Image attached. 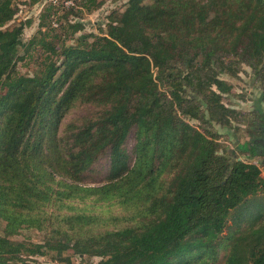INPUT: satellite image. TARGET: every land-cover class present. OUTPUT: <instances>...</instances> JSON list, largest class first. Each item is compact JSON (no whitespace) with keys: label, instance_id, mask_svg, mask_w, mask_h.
I'll return each instance as SVG.
<instances>
[{"label":"trees","instance_id":"trees-1","mask_svg":"<svg viewBox=\"0 0 264 264\" xmlns=\"http://www.w3.org/2000/svg\"><path fill=\"white\" fill-rule=\"evenodd\" d=\"M14 1L0 0V217L7 235L39 223L48 239L0 237V264L69 249L100 257L97 264H216L221 250L223 264H264L261 167L221 152L215 135L183 117L229 122L234 111L222 99L231 87L220 74L237 63L264 67V0H129L105 32L74 44L65 39L82 25L47 27L24 42L26 23L9 25ZM52 9L43 11L42 28ZM31 48L43 52L32 76L18 69L21 50ZM83 101L104 111L73 131L66 148L62 122ZM259 120L263 131L264 113ZM132 128L133 163L122 150ZM260 141L239 148L263 156ZM107 148L108 182L82 186ZM150 198L141 213L153 217L143 226L97 234L90 230L100 216L74 204Z\"/></svg>","mask_w":264,"mask_h":264},{"label":"rangeland","instance_id":"rangeland-1","mask_svg":"<svg viewBox=\"0 0 264 264\" xmlns=\"http://www.w3.org/2000/svg\"><path fill=\"white\" fill-rule=\"evenodd\" d=\"M72 1L74 4H72ZM15 0L17 13L14 20L9 24L26 23L23 40L29 43L32 39L39 37L42 29L51 27L56 33L65 31L69 24L82 25L83 29L75 34L70 33L65 39L67 44H74L75 37L83 33L100 35L106 31L107 25L113 18L119 15L127 7L129 0ZM74 5V6H72ZM52 6L50 17L46 21V27H41V15L43 11ZM92 6V8H91ZM58 23V27H53L52 21ZM54 32V33H55ZM61 43V41H59ZM24 59L18 62V69L24 75H34L40 66L43 52L40 48H31L28 52L21 50ZM238 61V60H237ZM233 71L220 74V77L230 85V91L223 94L222 102L233 109L229 122L226 124L217 122H208L195 120L183 116L191 125L199 128L201 131H209L215 135L220 145V151L226 153L231 158L247 160L257 164L262 169L264 176V156L250 157L248 152L242 151L239 145L255 140L264 141V130H257L260 122V115L264 113V67L260 66V72L254 67L245 63H237L233 66ZM4 96L8 94L5 90ZM104 111L101 105L94 102H79L65 117L60 128V135L64 137L66 148L75 144L72 136L73 131L78 127L89 123L92 119L98 117ZM136 144L135 129L132 128L128 137L122 145V150L129 155V160L133 163L134 147ZM261 151H263L261 149ZM111 171V149L107 148L100 154L90 168L84 172L82 180L79 181L82 186H100L108 182ZM154 201L150 198L145 205H125L119 202L96 201L89 199L86 202H74V204L85 209L84 211L99 215L100 218L91 226L90 232L93 234L103 233L107 230H116L128 226H143L153 215H142L147 207ZM39 223L33 225H24L18 228V231L12 235L6 233V221L0 217V237L8 236L12 241L17 242H35L44 243L47 239V233L37 227ZM231 225V229L235 228ZM230 228H226L224 234H228ZM230 243V241H229ZM220 258L216 264L224 263L225 251H220ZM27 258L25 255H21ZM33 264H97L101 258L88 254H78L73 249L65 250L59 255L56 250L45 256H35L27 258ZM33 261V262H32ZM8 264H15L9 261Z\"/></svg>","mask_w":264,"mask_h":264},{"label":"built area","instance_id":"built-area-1","mask_svg":"<svg viewBox=\"0 0 264 264\" xmlns=\"http://www.w3.org/2000/svg\"><path fill=\"white\" fill-rule=\"evenodd\" d=\"M71 3V1H69L67 4H70Z\"/></svg>","mask_w":264,"mask_h":264},{"label":"flooded vegetation","instance_id":"flooded-vegetation-1","mask_svg":"<svg viewBox=\"0 0 264 264\" xmlns=\"http://www.w3.org/2000/svg\"><path fill=\"white\" fill-rule=\"evenodd\" d=\"M261 143L263 142L264 143V141H260ZM264 156V155H263Z\"/></svg>","mask_w":264,"mask_h":264}]
</instances>
